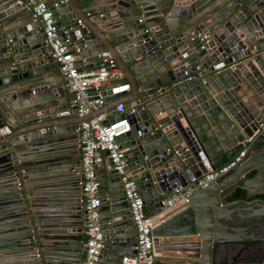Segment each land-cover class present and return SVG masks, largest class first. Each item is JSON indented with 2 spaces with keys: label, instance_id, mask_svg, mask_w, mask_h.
I'll return each instance as SVG.
<instances>
[{
  "label": "water",
  "instance_id": "water-1",
  "mask_svg": "<svg viewBox=\"0 0 264 264\" xmlns=\"http://www.w3.org/2000/svg\"><path fill=\"white\" fill-rule=\"evenodd\" d=\"M84 2L104 3L108 14L88 21L73 8L79 0H68L51 7L52 16L60 36L80 48L77 59L89 58L90 68L96 67L105 51L120 71L100 87L102 109L112 116L122 103L124 113L116 115L121 118L134 105L129 131L116 139L144 206L160 213L172 187L204 172L202 158L221 165L247 138L243 156L226 174L195 189L186 206L161 215L150 231L153 249L171 257L179 248L180 259L198 262L203 256V264H264V0ZM21 9L15 0H0V207L16 198L4 196L5 184L16 187L7 193L19 188L24 202L23 229L8 238L4 233L11 230L0 225V264H80L86 235L79 196L70 202L64 194L43 197L45 203L31 208L19 164L28 153L37 156L35 165L50 156L51 177L63 176L56 171L59 158L51 154L52 136L61 128L74 131L90 115L80 117L67 106L66 88L38 34L40 21L29 20ZM118 18L121 26L113 29ZM184 70L193 74L190 79ZM13 169L15 180L6 183ZM108 175L107 190L103 174L98 176L99 261L119 264L125 247L135 252V229L129 228L118 177L112 169ZM201 190L210 193L204 211L192 201ZM189 237L195 254H184L194 241Z\"/></svg>",
  "mask_w": 264,
  "mask_h": 264
},
{
  "label": "built area",
  "instance_id": "built-area-1",
  "mask_svg": "<svg viewBox=\"0 0 264 264\" xmlns=\"http://www.w3.org/2000/svg\"><path fill=\"white\" fill-rule=\"evenodd\" d=\"M15 2L29 13L32 21H40V29L50 57L57 63L64 86L71 94L70 106L75 108L76 114L80 117L90 115L75 127L80 151L77 185L80 189L79 204L84 210L86 235L85 250L80 264H99V255L103 247L99 216L100 183L96 174V166L101 153H105L106 160H109L107 169H112L118 177L135 229V252L125 253L120 258L119 264H154L155 251L150 231L156 223L162 220L159 214L153 216L145 214L142 197L125 158V148H122L116 139L119 135L129 131V116L133 112L134 105L132 104L121 118L116 115L124 113L122 103L114 106L115 114L112 116L106 117L105 113H95L104 103L100 95L101 85L118 74L113 58L104 51L97 55L98 65L96 67L85 69L77 65L78 60L84 63L83 58L77 59L80 48L74 45L69 37L60 36L51 11V7L57 8L66 0H55L51 5L44 0H15ZM202 38L205 39L204 42H207V36L203 35ZM183 74L186 79L192 77L186 70ZM109 118L112 119L110 122ZM136 132L137 135L140 134L139 130ZM246 143L247 138H243L242 147L221 165L213 167L205 158H202L204 172L198 176H189L183 186L176 184L172 187L161 200V211L186 206L195 189L206 187L216 177L226 174L240 160L245 152Z\"/></svg>",
  "mask_w": 264,
  "mask_h": 264
},
{
  "label": "crops",
  "instance_id": "crops-1",
  "mask_svg": "<svg viewBox=\"0 0 264 264\" xmlns=\"http://www.w3.org/2000/svg\"><path fill=\"white\" fill-rule=\"evenodd\" d=\"M44 1L48 5H51V3L55 0H44ZM67 2H68V0H66V2L63 4H67ZM88 5L89 4L84 2V0H79V4L77 6H75V4H73V8L78 13H81V11H82L84 13V15L87 16L88 21L97 20L98 19L97 15L100 16V15L108 14L107 12H105L107 9V5H105L104 3L95 4L96 6H88ZM94 8H96L97 10H101L100 13L95 12ZM21 12H26L28 14L27 18L29 20H31V17L26 10L21 9ZM109 14L110 15H116L115 11H112ZM80 16H81V14H80ZM113 18L115 19V17H113ZM173 21H175V20H173ZM120 26H121V21H120V18H118L114 22L113 29L119 28ZM94 27H95V29H97L96 25H94ZM60 31L61 30L59 29V33H60ZM38 34L42 40V44H44V48L47 51V54L50 55L48 48L44 42L40 27H39ZM80 63H82L81 60H78L77 65L81 68L89 69L90 66H92V63L89 62V58L84 59V63L82 66H80ZM49 66L53 70H55V75L61 79L57 63L54 60H52L51 63L49 64ZM199 70H200V68H197V71H199ZM190 74L193 75L192 73H190ZM119 76H120V71L118 70V74L114 78H118ZM109 82H110V80L107 83H109ZM63 85H64V82H63ZM66 91L68 94L66 104H67V106H69V100H70L71 94L67 89H66ZM103 106H104V103L95 113H105L106 117L111 116L110 115L111 110L103 111V109H102ZM63 118H65V117H63ZM52 137L55 138L53 141V144L55 145L54 149H56V150H55V152H53L51 154H52V157H58L59 158V160H58V162H59L58 167L59 168L56 171H62L63 176L51 177L52 171L50 170V168L52 166H50V164H51L50 156H46V159L43 160V162H41L42 160L39 159L37 161L39 163H36V165H35V164H33V161H35L37 156L35 154L28 153L22 157L23 162H25V163L19 164L17 162L19 164V172H20L19 176H21V178H22L21 181L24 183V186L26 188V197H27V199H29V202L31 199L33 202V203H30L31 208L32 207H34V208L39 207L38 205L45 203V202H41V198H43V197H49L50 198V197H53L55 195L64 194L63 196H66V198L70 202V201H73V198H75L76 196H80V189L77 185L80 151H79V148L77 145L76 131L74 130L71 132L70 130H66V129L61 128V132L53 135ZM34 151H36V150H34ZM108 171L109 170L107 169V162H106V158H105V153H101L99 155V160H98V163L96 166V174H97V177L99 176L100 172H101V174H103L102 182H103V185L105 187V190H107V187H108L106 179L108 177H110L108 175ZM7 173H11V174H10V179L5 180L6 183L7 182H13L15 180L13 178V175H16L14 172V169L7 171ZM51 181H58L57 182L58 184L54 185V187H50V186L45 185L46 183H49ZM99 183L101 184V179H99ZM9 186H10L9 188H6L7 187L6 184L4 186H2V187H4V188H2V191H4L3 192L4 196L7 198L10 196H16V198L14 199L13 202L3 203L2 207H0V209H1L0 210V225H3L5 227L4 231H6L7 229L11 230V232L8 231L7 233H4V236H6L8 238L10 235L13 236V235H15L16 232H19L20 229H23L21 227L22 223L19 222V220L23 219V217L19 216V215H21L22 210H24L23 199L22 200L19 199V197H21L20 189L18 188L16 190L17 192L14 194L13 193H7V192L12 191L16 188L15 187L12 189V185H9ZM50 188H54L52 192H50L48 190ZM47 192H50V193H47ZM107 195L109 196V195H111V193H108ZM35 197H37V198H35ZM209 198H210V193H208L206 190H201V191L194 192V194L192 196V201H193L195 208L197 210L204 211L205 208L207 207L206 204L208 203ZM34 199H36V200H34ZM122 202L125 203V201H123V200H122ZM125 209H127V211H128V206L126 203H125ZM176 209H177V207L171 208V209H168L165 211H161L160 213H157L154 211V207H152V206H145L144 207L146 215L153 216L155 214H159L160 217L162 214H166L168 212H173ZM204 217H205V214L203 213V218ZM205 222L206 221H204V223ZM132 226L133 225L131 222V225L129 226V228H132ZM83 233L85 234V232H83ZM84 239L85 238L82 239L83 245H84ZM188 239H192L194 241L190 245L187 244L184 247L185 248L184 251H186V252H184V254H189V253L195 254V250H196L195 249L196 248L195 239H193V237L192 238L189 237ZM178 240H181V239H178ZM124 249H125L124 253H127L130 251V248H128V246L125 247ZM170 252H171L170 254H172V256L167 257V256H162L160 253L155 251V263L154 264H203L204 259H205L202 256L201 258L198 259L200 262L199 261L197 262V260H195V258L182 260L178 257V256L182 255V253H180L181 249H179V248H175L174 251H170ZM167 254H169V253H167ZM167 254H163V255H167ZM82 257H83V254H82ZM156 257H159V258L157 259ZM99 264H100V261H99Z\"/></svg>",
  "mask_w": 264,
  "mask_h": 264
}]
</instances>
